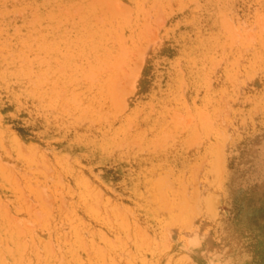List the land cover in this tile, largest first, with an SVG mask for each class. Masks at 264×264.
Returning <instances> with one entry per match:
<instances>
[{
	"label": "rangeland",
	"instance_id": "rangeland-1",
	"mask_svg": "<svg viewBox=\"0 0 264 264\" xmlns=\"http://www.w3.org/2000/svg\"><path fill=\"white\" fill-rule=\"evenodd\" d=\"M0 264H264V0H0Z\"/></svg>",
	"mask_w": 264,
	"mask_h": 264
},
{
	"label": "bare ground",
	"instance_id": "bare-ground-1",
	"mask_svg": "<svg viewBox=\"0 0 264 264\" xmlns=\"http://www.w3.org/2000/svg\"><path fill=\"white\" fill-rule=\"evenodd\" d=\"M124 52V51H123ZM108 53V52H107ZM113 54V53H112ZM122 53H120L119 55H121ZM121 57H122V55H121ZM118 58H119V56H118ZM122 60H124V59H121V61ZM126 60H124L123 62H125ZM121 63V66H119V67H123L124 65H125V63ZM132 62V61H131ZM130 62V63H131ZM137 62H139V61H137ZM122 64H124V65H122ZM120 65V64H119ZM133 65H134V63H133ZM133 65H131V66H133ZM131 66H130V68H131ZM125 67H128L127 69H129V66L127 65V66H125ZM134 68V67H133ZM117 69V68H116ZM121 69V68H120ZM125 71V70H124ZM129 71H131L130 69H129ZM132 71H133V69H132ZM117 72V71H116ZM120 72V71H119ZM126 72V71H125ZM135 72V71H134ZM131 73H133V72H131ZM121 76V75H120ZM244 124H246V122H244Z\"/></svg>",
	"mask_w": 264,
	"mask_h": 264
}]
</instances>
